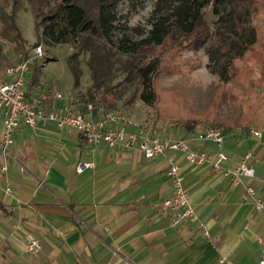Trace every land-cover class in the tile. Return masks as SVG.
Segmentation results:
<instances>
[{"label": "crops", "instance_id": "1", "mask_svg": "<svg viewBox=\"0 0 264 264\" xmlns=\"http://www.w3.org/2000/svg\"><path fill=\"white\" fill-rule=\"evenodd\" d=\"M71 81L67 94L43 92L32 79L26 90L30 97L42 94L46 109L71 104L100 119L108 109L86 106ZM123 114L142 126L139 118ZM126 128L136 131L137 126ZM144 128L164 139H184L196 151L222 150L229 167L251 152L254 178L244 183L257 190L264 184L262 128L260 137L249 128L222 129L221 147L204 138L206 127L189 132ZM170 159L181 167L189 200L208 236L190 221L172 225L160 206L172 193L166 174ZM78 162L91 166L76 173ZM0 205V264H257L264 244V200L256 212L244 186L232 187L210 165H189L170 150L147 159L139 150L102 142L91 152L75 129L52 123L17 129L10 154L4 157L0 151ZM31 239L41 245L37 254L25 252Z\"/></svg>", "mask_w": 264, "mask_h": 264}, {"label": "trees", "instance_id": "2", "mask_svg": "<svg viewBox=\"0 0 264 264\" xmlns=\"http://www.w3.org/2000/svg\"><path fill=\"white\" fill-rule=\"evenodd\" d=\"M39 1L40 36L50 45L69 44L74 48L67 57L73 88L79 81L77 57L88 52L92 80L88 93L92 106H114L109 79L111 49L116 48L130 54L128 73L141 82L139 98L145 106L156 109L157 120L171 119L188 132L203 121L217 129H247L254 125L264 129V0H155L154 12L162 13V8L168 12L165 18L160 16L153 22L147 35L138 41L125 35L114 39V31L119 28L116 9L120 0ZM207 7L217 16L211 36L213 43L207 52L212 63L210 71L220 82L213 89L205 110L198 114L183 108L171 91L161 88L159 79L162 74L177 75L200 61L184 51L198 49L208 39L209 29L203 19V9ZM0 18L5 21L4 28L13 30L21 41L14 21L7 23L9 17L1 9ZM244 57L259 68V74ZM72 59L75 62L71 64ZM39 73L35 69L34 84L39 80ZM239 85L244 86L250 105L244 106L238 116L221 117L220 105L228 88L238 92Z\"/></svg>", "mask_w": 264, "mask_h": 264}, {"label": "rangeland", "instance_id": "3", "mask_svg": "<svg viewBox=\"0 0 264 264\" xmlns=\"http://www.w3.org/2000/svg\"><path fill=\"white\" fill-rule=\"evenodd\" d=\"M155 0H120L116 9V24L119 27L114 31V39L125 35L132 41H138L147 35L151 24L160 16L165 18L168 11L162 8V13L154 12ZM0 9L7 14V23L14 21L20 34L19 41L13 30L4 28L5 21L0 18V79L5 78V70L21 61L32 58L35 48L41 47L42 57L35 58L30 62V73L28 79L33 78L35 69H39V80L37 84L43 88V92L55 93L61 91L67 94V85L73 75L69 69L67 57L72 54L74 48L69 44L50 45L48 40L40 36L41 27L38 25L42 8L39 0H0ZM203 19L209 29L208 39L198 49H187L184 52L194 58H199L191 67L184 68L177 75L171 76L162 74L159 84L164 90L171 91L179 104L194 113H202L210 102L215 86L220 82L219 78L210 71L211 59L207 52L212 46V33L217 16L213 15L211 7L203 9ZM141 32V33H140ZM140 33V34H139ZM112 66L109 79V92L113 97L114 106L95 107L107 108L119 113H129L139 118L142 126L152 128L159 132L163 128L178 130L179 126L173 120H157L155 108H149L139 98L141 82L130 76L128 73V62L130 54L121 53L116 48L111 49ZM88 52H83L77 57V72L79 76L78 85L75 88L81 89L79 96L87 104H91L89 90L92 84L91 70L87 65ZM254 71L259 74V68L244 57ZM75 60H71V64ZM241 65L240 62H238ZM27 88L28 85L25 84ZM259 90V88H257ZM39 92H41L38 89ZM101 92V91H100ZM251 99L243 85H239L238 92L232 87L228 88L225 100L220 105L221 117H235L240 115L244 106H249ZM93 104V103H92ZM85 106L84 110L87 111ZM128 114V115H129ZM129 115V116H130ZM132 116H130L132 118ZM133 117V118H134ZM145 124V125H144ZM201 127H214V125L203 121ZM251 127L261 126L254 125ZM146 129V128H145ZM222 130V129H219Z\"/></svg>", "mask_w": 264, "mask_h": 264}, {"label": "built area", "instance_id": "4", "mask_svg": "<svg viewBox=\"0 0 264 264\" xmlns=\"http://www.w3.org/2000/svg\"><path fill=\"white\" fill-rule=\"evenodd\" d=\"M42 57L41 47L35 48L34 56L16 63L5 70V78L0 79V120L2 123V137L0 139V151L2 156L10 154L13 144V133L21 128L36 129L39 124L52 123L58 128L75 129L90 146L91 152L99 143L108 147H122L125 149L139 150L147 159L164 155L170 150L181 154L189 165H210L211 169L224 178L229 179L232 187L243 185L245 192L252 198L253 207L256 212L263 209L264 184L260 190L254 186L244 183L245 179L254 178V168L250 163L251 152L245 153L240 161L234 166H227L228 155L220 150L216 153L200 152L192 149L184 139L169 140L153 135L142 126L134 124L123 114L113 110H107L100 119H92L83 110L75 109L71 104L58 109L51 107L46 109L42 94L33 97L28 95L25 84L28 83L30 73V62L35 58ZM61 98V94H56ZM137 126L136 131H128L126 126ZM256 137L261 136L258 128L248 129ZM204 138L213 141L221 147L223 136L221 131L215 127L204 129ZM91 163L78 162L75 167L76 173H82L89 168ZM2 170H6L4 166ZM21 172L24 168L20 169ZM170 181L172 193L160 202L161 208L171 215V224L179 225L185 221L193 222L201 230L203 236H208L205 224L197 217L195 209L189 200L187 190L184 186V176L181 167L172 159L169 160L166 169ZM262 243V241L260 240ZM41 250L38 240L31 239L25 244V252L37 254ZM257 264H264V244L261 256Z\"/></svg>", "mask_w": 264, "mask_h": 264}]
</instances>
